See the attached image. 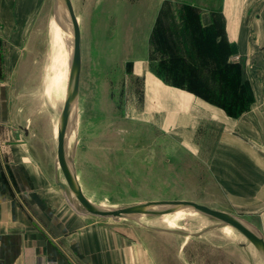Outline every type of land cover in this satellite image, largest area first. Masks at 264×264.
I'll use <instances>...</instances> for the list:
<instances>
[{
  "label": "rangeland",
  "instance_id": "374dc122",
  "mask_svg": "<svg viewBox=\"0 0 264 264\" xmlns=\"http://www.w3.org/2000/svg\"><path fill=\"white\" fill-rule=\"evenodd\" d=\"M70 2L81 66L75 130L66 142L80 189L108 208L201 204L245 220L264 239V137L249 136L248 123L257 121L237 128L252 96L243 78L245 58L233 56L229 37L241 9L256 15L264 0ZM44 5L0 8L2 50L24 47L33 55L27 70L0 73L6 102L0 152L3 160L11 157L9 146L26 123L36 132L50 129L53 182L68 197L55 165L63 102L51 95L50 81L57 69L65 74L70 53L68 44L53 42L52 0ZM15 33L24 40L12 41ZM255 176L260 209L247 199ZM90 218L129 242L131 259L144 254L146 264H263L238 231L195 212L173 222L168 215L138 223Z\"/></svg>",
  "mask_w": 264,
  "mask_h": 264
},
{
  "label": "crops",
  "instance_id": "0c3cea01",
  "mask_svg": "<svg viewBox=\"0 0 264 264\" xmlns=\"http://www.w3.org/2000/svg\"><path fill=\"white\" fill-rule=\"evenodd\" d=\"M44 2L0 0V8L33 10L45 7ZM260 7L263 11L256 15L241 9L229 34L233 56L245 58L243 78L252 96L237 128L257 121L248 123L247 130L255 138L264 137V2ZM10 39L24 40L17 33ZM29 53L24 47H0V73L27 70L33 56ZM3 90L0 84V106L6 104ZM2 114L0 108V122ZM21 130L24 139L17 136L9 146L11 157L3 160L0 152V264H146L144 254L131 259L129 242L93 224L90 215L79 214L58 190L53 182L50 129L40 133L26 123ZM248 184L250 206L260 209L258 177ZM260 216L264 228V212Z\"/></svg>",
  "mask_w": 264,
  "mask_h": 264
},
{
  "label": "water",
  "instance_id": "95a60500",
  "mask_svg": "<svg viewBox=\"0 0 264 264\" xmlns=\"http://www.w3.org/2000/svg\"><path fill=\"white\" fill-rule=\"evenodd\" d=\"M53 12H58L64 9L71 17L72 27V48H71V63L69 71V79L67 86V93L65 102L57 122V146L56 158L63 177L66 182V187L69 194L75 196L81 204L83 210H75L81 215H92L101 218L119 219H132L134 217H148V216H162L174 213L180 209H187L188 211L195 212L213 218L243 235L249 243L257 251L261 261L264 264V239L255 227L250 225L245 220L219 210L211 209L207 206L188 202V201H149L141 202L131 206L116 208L114 210L104 209L94 204L87 202L84 198L82 191L77 182L73 162H69L65 154L64 137L67 130V124L72 110H75L77 104L78 84L80 75V48H79V33L75 25V17L69 0H52ZM58 186L65 190L63 183H58ZM67 196V195H66ZM68 200L70 201L69 195ZM72 205V204H71ZM73 206V205H72ZM74 208V207H73ZM255 231L257 233H255Z\"/></svg>",
  "mask_w": 264,
  "mask_h": 264
},
{
  "label": "bare ground",
  "instance_id": "6f19581e",
  "mask_svg": "<svg viewBox=\"0 0 264 264\" xmlns=\"http://www.w3.org/2000/svg\"><path fill=\"white\" fill-rule=\"evenodd\" d=\"M69 3L71 4L70 0H69ZM75 25L77 27L76 20H75ZM72 27H73V23H72L71 17L69 16V14L64 9H60V11L53 13V16H52V18L50 20V29H51V32H52V35H50V36H52L51 38L53 39V42L54 41L58 42V44H56L58 47H59V44H60V46H64V45L68 44L69 45V47H68L69 52H67V53L68 54L70 53L69 57H68L69 62H67L68 64L66 65L67 66V70L65 71V74L61 75V73L59 72V69H57V70H55V73H54L55 75L54 76L52 75L53 77H52V79L50 81V89H51V86H52L51 95L54 96L55 101L57 99H61L62 102H63V105H64L65 98H66L68 79H69L68 67H69V64L71 62L70 56H71V48H72ZM58 53H59V50H58V52L56 51V53H53V55L55 56L54 57L55 60H56V58H58V61H59L60 57H59ZM62 55H61V58H62ZM64 60H65V58H64ZM61 64H64V63H61ZM48 86H49V83H48ZM48 91H49V89H48ZM73 113H74V109L72 110V112L70 114V117H69V120H68V124H67V130H66L65 137H64L65 154H66V157H67L69 162H72V160H71V157H69V154H68L67 142L66 141L69 138V136L72 135V132L75 130V129L73 130V127H74V121L72 119ZM55 131H56V138H57V125H56ZM55 165H56V169L61 172V169H60L59 162H58L57 158L55 160ZM81 191H82V194H83L84 198L87 200V202H89L91 204H94V205H96L98 207L104 208V209H109V210L116 209V208H108L104 204L95 203L93 200H91L89 198V196L86 193H84L83 190H81ZM69 195H70V197H69L70 199L72 197L74 202L71 199V203L73 204V206L75 208H77V211L83 210L81 204L78 202V200L75 198V196H73L72 194H69ZM190 213H192V212L188 211L185 208L177 210L174 213L168 214V216H170L169 222H173L175 220H178V219L182 218L184 215L190 214ZM143 218L144 217H134V218H132V220L138 223ZM255 233H257V232L255 231Z\"/></svg>",
  "mask_w": 264,
  "mask_h": 264
}]
</instances>
